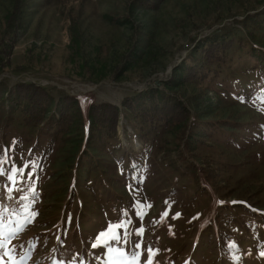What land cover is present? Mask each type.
<instances>
[{"label":"rangeland","instance_id":"obj_1","mask_svg":"<svg viewBox=\"0 0 264 264\" xmlns=\"http://www.w3.org/2000/svg\"><path fill=\"white\" fill-rule=\"evenodd\" d=\"M15 6L0 0V219L5 236L24 226L14 259L264 264V0H20L8 28ZM216 35L234 38L226 58L183 80ZM25 81L54 98L45 118L64 95L81 115L57 134L25 124L8 104ZM151 89L177 97L185 122L153 128L123 108ZM100 102L119 109L112 137L91 130Z\"/></svg>","mask_w":264,"mask_h":264},{"label":"trees","instance_id":"obj_2","mask_svg":"<svg viewBox=\"0 0 264 264\" xmlns=\"http://www.w3.org/2000/svg\"><path fill=\"white\" fill-rule=\"evenodd\" d=\"M20 0H16V6L13 7L11 14L6 19L7 27H16L19 21L17 7ZM7 28V29H8ZM11 33L10 38L15 37L14 30L8 29ZM234 45V38L222 35H216L215 38L204 39L202 44H198L196 52L198 56L189 58L188 64L184 65L183 80H202L209 77L211 71L210 65L214 62L219 63L223 61L228 51ZM6 63L0 59V74ZM172 80L176 78L172 76ZM156 89L145 90L136 95L125 97L121 104L123 108L130 110L136 117L147 123L150 127H157L159 125L184 123L187 119L189 111L187 107L178 100L175 96L166 95L162 98ZM10 106L18 107L24 117L25 124L29 126L49 125L52 129L51 134H57L59 131H65L72 123L74 114L71 111L81 115V107L75 105L73 109L74 98L64 95L60 102V111L57 117H44L45 107L54 101L46 88L37 83L25 81L16 83L9 88L8 91ZM119 109L116 105L100 102L92 103L89 107V118L91 120V130L98 132L101 136L112 137L116 134V126L118 121Z\"/></svg>","mask_w":264,"mask_h":264},{"label":"snow or ice","instance_id":"obj_3","mask_svg":"<svg viewBox=\"0 0 264 264\" xmlns=\"http://www.w3.org/2000/svg\"><path fill=\"white\" fill-rule=\"evenodd\" d=\"M3 164V161H0V165ZM17 171H20L21 174H23L22 170L20 169H16L14 168L13 169V173L15 174ZM3 174V169L2 167H0V175ZM29 175H31V173H29ZM8 180L9 181H12L13 183H16L15 179H14V175H10L8 177ZM165 216L167 215V213L164 214ZM177 216H179V213L176 214ZM175 218V217H173ZM28 223L27 220H25V225ZM14 228H16L15 231H10L8 233L7 236H5L3 234V223H2V219H0V255H3V256H9L10 258V264H24V259L23 258H20L19 260H16L14 259V256H15V253H16V249L15 248H11V247H7L6 248V245L7 243L12 240L14 237H16L18 235V233L23 229L24 226H20L19 228L16 227V223L15 221L13 222V225H12ZM101 236H103V233L100 234ZM112 240H116L118 239V237L116 236H112L111 237ZM105 244H107L108 242L107 241H104ZM93 248H96L97 245L96 244H93L92 245ZM141 245L140 244H135V248H140ZM113 249L109 248V252H112ZM124 253L121 252L120 253V256L123 257ZM149 256H151V249H149ZM260 256L261 257H264V251H262L260 253ZM238 261H239V258H237V264H238ZM60 264H64V262H60ZM111 264H116L115 261H112ZM120 264H123V261L120 262ZM149 264H151V260L149 261Z\"/></svg>","mask_w":264,"mask_h":264}]
</instances>
